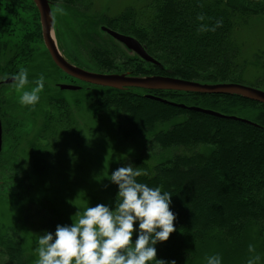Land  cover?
<instances>
[{"label":"trees","instance_id":"obj_1","mask_svg":"<svg viewBox=\"0 0 264 264\" xmlns=\"http://www.w3.org/2000/svg\"><path fill=\"white\" fill-rule=\"evenodd\" d=\"M48 1L75 11H79L84 2ZM148 6L149 16L128 8L118 16L105 17L102 27L136 38L159 65L137 54L130 55L129 50L110 35L106 36L108 41L103 42L89 37L92 61L101 73L160 75L207 84L239 83L247 62L239 61L232 35L238 29L239 19L264 16V0H153ZM201 15L205 17L203 21L197 19ZM39 16L32 0H0V53H10L6 66L0 65V73L6 75L3 81L19 72V61H24L25 69L31 67L35 59L32 42L43 41ZM217 21H222V26L215 31H198L201 25L211 29ZM107 90L110 92L92 100V107L100 114L110 110L119 113L122 124L118 132L123 140L151 134L149 146L164 150L213 146L208 154L175 155L152 168L143 158L129 161V165L144 173L137 182L160 187L162 192L172 195L170 210L176 216V231L168 241L155 245L156 258L166 264L171 261L197 264L205 250L214 245L220 248L223 264L233 263L237 259L235 255L242 253L245 247L246 257L249 245L254 246L253 253L260 252V258L264 257V104L236 95L138 88ZM42 105L47 107L41 123L44 135L56 136L61 133L60 128L64 135H72L67 101L60 97ZM189 107L240 119L249 113L253 115V124L191 111ZM172 121L175 123L170 129L156 131ZM28 122L20 118L15 123L6 122L5 117V134H10V127L16 140L14 146L23 150L22 143L31 140V151H39L40 135L34 129L26 130ZM18 158L11 163V172L25 179V175L18 172L23 162ZM182 167L186 169L180 171ZM118 191V186L114 185L109 205L112 210ZM196 210L201 212L198 214ZM51 212L57 215V221L63 222L56 209ZM134 227L133 242L138 238V222ZM10 233L12 237L2 241L0 257L6 261L1 264H30L19 232L10 229Z\"/></svg>","mask_w":264,"mask_h":264},{"label":"rangeland","instance_id":"obj_2","mask_svg":"<svg viewBox=\"0 0 264 264\" xmlns=\"http://www.w3.org/2000/svg\"><path fill=\"white\" fill-rule=\"evenodd\" d=\"M150 2L152 4L153 0H84L79 11L60 5L52 6L55 38L61 53L71 64L101 73V69L92 61L89 37L100 42L108 41V34L102 30L105 17L118 16L128 8L135 9L142 16H149ZM58 8L63 11H57ZM237 22L238 29L232 35V41L238 49L239 61L247 62L244 76L238 82L264 91V16L239 19ZM32 45L35 59L27 69L29 85L26 88L30 90L35 86L33 81L41 75L44 76V89L39 94L38 103L34 106L22 105L19 102L21 93L12 87V83L5 84L3 79L6 75L0 73V114L4 129L3 153L0 157V249L3 239L12 237L10 229H15L20 234L30 264H36L40 235L45 232L54 235L57 225L71 226V218L78 209L83 211L87 206L95 207L98 204L109 207L110 195L115 185L109 179L117 168L128 166L130 160L138 157L145 159L152 168L175 155L208 154L213 146L200 145L193 149L174 147L164 150L149 146L151 134L131 141L123 140L118 132L119 124H122L119 113L110 110L100 114L92 107L94 98L110 91L91 84L70 82L64 73L54 67L44 41H35ZM128 52L130 55L135 54ZM9 59L10 53H0L1 67L6 66ZM23 62H18L20 68H25ZM61 84H77L80 89L62 91L59 88ZM60 97L70 106V128L73 133L64 135L60 128L61 133L56 136L44 135L41 123L47 107L42 104ZM5 117L6 122L9 120L15 123L19 118L29 121L26 130L30 132L34 129L40 135L39 151H31V140L27 144L25 141L22 143L23 150L14 146L16 140L10 127V134H5ZM252 118L253 115L249 113L242 115L245 120L251 121ZM174 123L175 121L162 124L164 126L158 127L156 131L168 130ZM18 156L23 161L18 166V172L25 175V179L24 176L18 177L15 172H11V163L19 160ZM184 169L186 168L182 167L179 170ZM206 201L211 203L209 199ZM51 209L59 212L63 222L57 221V215L52 214ZM200 212L196 210V213ZM209 248L197 264H207V258L217 254L223 264L219 246ZM245 249L235 255L237 259L233 263L227 261V264H247L249 259L262 256L260 252H249L245 257ZM3 260L6 261L0 257V264ZM255 264H264V257L255 261Z\"/></svg>","mask_w":264,"mask_h":264},{"label":"clouds","instance_id":"obj_3","mask_svg":"<svg viewBox=\"0 0 264 264\" xmlns=\"http://www.w3.org/2000/svg\"><path fill=\"white\" fill-rule=\"evenodd\" d=\"M197 19L203 21L205 17L201 15ZM220 26L222 21H217L211 29L201 25L198 31H215ZM11 80L12 87L21 93L22 105L34 106L39 102L44 89L43 75L33 81L35 86L30 90L26 88L27 69L21 67ZM142 175L140 168L131 165L117 168L109 179L119 189L114 210L103 204L87 206L83 211L78 209L71 218V226L57 225L54 235L49 232L40 235L36 264H166L156 258L155 245L168 241L176 231V216L170 210L172 195L162 192L160 187L137 182ZM137 222L139 233L133 242ZM248 250L251 253L255 248L249 245ZM259 259L255 256L247 264H255ZM207 264H221V257L210 256Z\"/></svg>","mask_w":264,"mask_h":264},{"label":"water","instance_id":"obj_4","mask_svg":"<svg viewBox=\"0 0 264 264\" xmlns=\"http://www.w3.org/2000/svg\"><path fill=\"white\" fill-rule=\"evenodd\" d=\"M36 8L39 11L40 22L42 27V36L44 44L49 52L53 62L68 76L75 78L79 81L101 86L105 88H112L117 90H124L128 88H138L148 91L163 90V91H181L186 93H199V94H223V95H236L245 99L264 104V91L244 86L239 83H221V84H202L195 81H186L178 78L168 76H132L130 74H109V73H95L87 71L78 66L71 64L61 53L58 43L55 38V25L52 13L51 3L48 0H33ZM102 30L108 33L113 39L124 45L128 50L133 51L143 60L159 65L146 51L144 46L134 37L124 35L108 29L106 27ZM5 84L12 83L11 78L4 81ZM0 82V86H1ZM62 91H77L80 89L77 85L61 84L59 85ZM152 97V96H150ZM153 98V97H152ZM181 107L187 108L183 105ZM191 111L204 113L211 116L221 118H231L240 120L244 123L253 124L251 121L240 119L236 117L224 116L219 112L203 109L200 107H189ZM3 149V125L0 116V156Z\"/></svg>","mask_w":264,"mask_h":264},{"label":"flooded vegetation","instance_id":"obj_5","mask_svg":"<svg viewBox=\"0 0 264 264\" xmlns=\"http://www.w3.org/2000/svg\"><path fill=\"white\" fill-rule=\"evenodd\" d=\"M52 5V4H51ZM52 6H54V5H52ZM127 74H130V73H127ZM69 81L70 82H81L82 84H87V83H85V82H82V81H79V80H77V79H75V78H72V77H69ZM74 85H77V84H74Z\"/></svg>","mask_w":264,"mask_h":264}]
</instances>
